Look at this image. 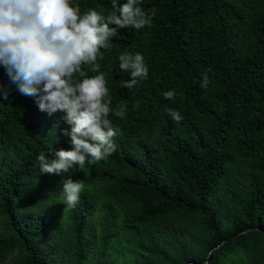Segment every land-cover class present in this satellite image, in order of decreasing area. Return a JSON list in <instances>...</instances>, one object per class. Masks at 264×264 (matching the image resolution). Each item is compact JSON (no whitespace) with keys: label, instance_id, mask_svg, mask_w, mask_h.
Segmentation results:
<instances>
[{"label":"trees","instance_id":"1","mask_svg":"<svg viewBox=\"0 0 264 264\" xmlns=\"http://www.w3.org/2000/svg\"><path fill=\"white\" fill-rule=\"evenodd\" d=\"M72 2L118 14L112 0ZM138 5L155 8L151 26L120 29L98 59L111 107L127 113L110 114L116 151L94 165L41 173L40 154L72 147L71 126L0 66V264H264V0ZM124 52L148 67L132 89L121 83ZM69 177L84 190L64 210Z\"/></svg>","mask_w":264,"mask_h":264},{"label":"clouds","instance_id":"2","mask_svg":"<svg viewBox=\"0 0 264 264\" xmlns=\"http://www.w3.org/2000/svg\"><path fill=\"white\" fill-rule=\"evenodd\" d=\"M112 2L118 14L105 17L95 8L81 12L72 0H0V66L23 95L36 98L40 111L49 115L60 111L71 126L70 131L64 130L71 148L55 150L51 159L44 154L37 157L43 174L63 176L76 166L94 165L116 151L113 138L118 129L109 116L124 119L127 107L123 103L111 107L106 73L100 71L98 59H104L101 49L110 48L109 41L120 29L151 26L156 10L146 12L138 0ZM119 69L129 75L121 82L128 89L134 88L140 77L148 76L139 52L121 53ZM89 70L96 74L88 75ZM211 72L209 67L203 74L204 89L211 83ZM163 96L175 100L177 92L167 90ZM133 107L139 108V101ZM166 111L174 121L182 119L176 109ZM62 184L61 200L67 209L74 208L84 183L69 177Z\"/></svg>","mask_w":264,"mask_h":264},{"label":"rangeland","instance_id":"3","mask_svg":"<svg viewBox=\"0 0 264 264\" xmlns=\"http://www.w3.org/2000/svg\"><path fill=\"white\" fill-rule=\"evenodd\" d=\"M73 171L74 170L72 169L70 172H73ZM67 174L68 173L64 174L63 177H66ZM54 179L57 180V179H61V178H59V176H54ZM63 209L66 210L67 209L66 206H63ZM96 221H98V219ZM95 232L99 235L100 234V229L99 228H96L95 229ZM12 259H13V257L9 258L8 261L6 262V264H12V261H13Z\"/></svg>","mask_w":264,"mask_h":264},{"label":"water","instance_id":"4","mask_svg":"<svg viewBox=\"0 0 264 264\" xmlns=\"http://www.w3.org/2000/svg\"><path fill=\"white\" fill-rule=\"evenodd\" d=\"M213 251V250H212ZM189 264H194L193 262L189 263Z\"/></svg>","mask_w":264,"mask_h":264}]
</instances>
